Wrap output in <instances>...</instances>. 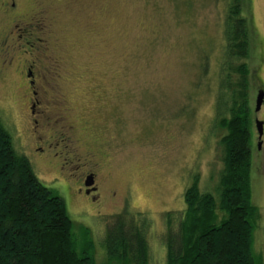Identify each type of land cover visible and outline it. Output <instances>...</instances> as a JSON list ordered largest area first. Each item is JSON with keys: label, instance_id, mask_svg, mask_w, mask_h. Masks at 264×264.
Returning <instances> with one entry per match:
<instances>
[{"label": "rangeland", "instance_id": "rangeland-1", "mask_svg": "<svg viewBox=\"0 0 264 264\" xmlns=\"http://www.w3.org/2000/svg\"><path fill=\"white\" fill-rule=\"evenodd\" d=\"M13 1L0 0V122L39 179L64 198L77 235L81 226L91 229L97 264H116L104 239L112 216L126 208L150 219V263L166 264L165 214L185 208L184 193L195 172L201 190L217 194L215 178L224 168L223 131L213 129V118L226 3L16 0L12 7ZM244 9L251 17L252 191L260 208L255 250L264 257V135L259 138L256 126L257 119L264 121V102L256 109L264 89V0H245ZM17 13L34 15L36 28L24 39L13 32L16 24L24 26ZM33 59L41 77L40 109L53 128L67 133L70 168L61 169L59 146L52 148L60 151L53 163L32 150L39 136L49 135L40 124L33 140L23 73ZM97 149L109 155L95 203L80 194L78 179L84 177L82 154Z\"/></svg>", "mask_w": 264, "mask_h": 264}, {"label": "trees", "instance_id": "trees-1", "mask_svg": "<svg viewBox=\"0 0 264 264\" xmlns=\"http://www.w3.org/2000/svg\"><path fill=\"white\" fill-rule=\"evenodd\" d=\"M224 2L213 118V129L223 131L224 168L213 183L217 194L201 190L195 172L184 193L185 208L165 214L166 264H264L255 250L260 208L252 191L251 17L245 0ZM204 69L206 76L209 61ZM150 225L143 212L126 208L113 215L104 239L109 260L151 264ZM80 229L77 235L64 198L39 179L0 122V264H97L92 231Z\"/></svg>", "mask_w": 264, "mask_h": 264}, {"label": "flooded vegetation", "instance_id": "flooded-vegetation-1", "mask_svg": "<svg viewBox=\"0 0 264 264\" xmlns=\"http://www.w3.org/2000/svg\"><path fill=\"white\" fill-rule=\"evenodd\" d=\"M16 5H17L16 0H14L12 3V7H15ZM14 17L18 18V21L24 22L22 23L24 24L22 28L20 24H16L17 28L13 30V32L17 33L16 37L19 36L24 39L26 32H31L30 28L32 29L33 27L36 28V23L33 25L31 21L34 15H28V14L24 15L21 13H17L15 14ZM25 23L27 24L25 25ZM36 39H38V41H43L41 38L38 37H36ZM9 40L10 38L7 35V39L4 41L8 43ZM26 43L30 44L31 46L35 45V43L30 40H26ZM30 62L31 63L27 66L26 71L23 73L25 74V78H27L26 93H28L29 95L30 110L32 115L31 122L33 123V128H34L32 132L34 136L33 140H35V138H38L35 129L36 127L38 129L40 124H42L44 130H46L49 133V135H46V137L45 135L39 136L40 141L37 142L35 141V145H32V150L36 151V153L40 155H44L46 160H49L50 158L49 163H53L50 161H54L55 160L54 157L59 156L60 151L53 153L52 148L54 146H59L60 150L62 148V154H61V157L63 158L62 161L65 160L64 163L62 162L61 169H65L67 167L70 168V164L74 162L70 154V152H73V148H70V145L68 144L70 139L66 135L67 133H65V131L59 132V129L53 128L54 125L52 121H46L49 115L46 114L47 111L45 109L44 110L40 109L41 100L38 97L40 91L38 88L40 86L41 77L39 76L36 68L38 66L37 60L33 59ZM42 78L46 80L45 75H43ZM66 149H68L67 150L68 154L64 151ZM101 155L104 156L101 157ZM108 155L109 154H105V151H101L99 149H97L96 151L90 150L87 153L82 154L83 159H85L83 160L84 162L81 163L82 164L81 168H83L84 177L78 179L79 180L78 187H80V194L86 195L95 203L99 201V199L97 198V193L100 188V181L103 178V175L100 171H102L103 161L106 159ZM89 177H93L94 180V182L91 185L86 184Z\"/></svg>", "mask_w": 264, "mask_h": 264}, {"label": "water", "instance_id": "water-1", "mask_svg": "<svg viewBox=\"0 0 264 264\" xmlns=\"http://www.w3.org/2000/svg\"><path fill=\"white\" fill-rule=\"evenodd\" d=\"M264 102V89H262L259 92L258 98H257V110H260L262 104ZM256 126L258 129V133H259V138L262 139L263 135H264V121L257 119L256 120ZM262 141L259 142V146H261ZM94 182L93 177H89V179L87 180V185H91Z\"/></svg>", "mask_w": 264, "mask_h": 264}]
</instances>
